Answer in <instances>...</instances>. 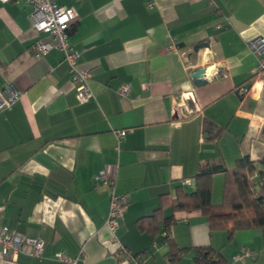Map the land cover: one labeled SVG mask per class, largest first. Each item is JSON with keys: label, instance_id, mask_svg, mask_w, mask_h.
<instances>
[{"label": "crops", "instance_id": "obj_1", "mask_svg": "<svg viewBox=\"0 0 264 264\" xmlns=\"http://www.w3.org/2000/svg\"><path fill=\"white\" fill-rule=\"evenodd\" d=\"M54 1L75 8L69 41L79 68L91 70L93 97L76 99L61 52L32 54L47 36L32 28L30 6L0 3V89L20 94L0 110V225L45 241L40 257L24 248L14 259L0 254V264H59L55 253L81 250L77 264H170L165 236L189 249L174 264H191L201 247L226 264H264V228L228 239L199 210L162 204L178 187L193 191L203 167L231 168L246 155L264 185V73L255 72L264 51L248 47L264 38V0ZM171 40L176 51L167 50ZM201 67L197 85L191 73ZM109 165H117L116 192L129 198L115 231L125 254L114 252L104 224L109 191L94 187ZM224 178H211L214 204ZM161 205L175 219L167 234L161 221L155 231V222L138 224Z\"/></svg>", "mask_w": 264, "mask_h": 264}, {"label": "built area", "instance_id": "obj_2", "mask_svg": "<svg viewBox=\"0 0 264 264\" xmlns=\"http://www.w3.org/2000/svg\"><path fill=\"white\" fill-rule=\"evenodd\" d=\"M13 0H0V3H7ZM26 2L31 11L29 20L33 29L38 33L47 36L46 39L37 38L31 47V52L35 57H42L51 50H57L62 53L68 72L69 80L74 84L76 90V99L82 103L93 97V93L89 86L91 78V70L81 69L78 66L77 58L79 53L73 48L69 41V32L72 27L76 12L73 6H65L57 4L54 0H22ZM77 1V0H76ZM149 3L148 5H151ZM248 47L255 54H261L264 51V38L257 37L248 43ZM167 50L176 51L177 48L173 40L167 46ZM255 72L257 74L264 73V59L258 58ZM243 88L242 93H245ZM118 92L121 95L129 93V87L123 85ZM19 92L12 86L0 89V110L9 109L18 99ZM125 130L116 131V137L119 139L124 136ZM254 173L252 177H256ZM117 165H109L98 171L94 177V187H105L109 191V208L105 219V226L111 234V240L115 244L116 254H125L126 248L122 245L115 235V231L119 226V222L123 219L126 208L129 204L127 194H119L116 192ZM264 195V193H263ZM3 207H0V210ZM165 235V232L163 233ZM45 246V241L39 237H28L10 230L6 226L0 225V254L9 256L14 259L18 252L27 248L29 255L40 257ZM83 251L78 255L70 256L63 252L55 253V259L59 264H77L78 259ZM249 250H243L239 259L248 256ZM129 257H132L129 255ZM133 258V257H132Z\"/></svg>", "mask_w": 264, "mask_h": 264}, {"label": "trees", "instance_id": "obj_3", "mask_svg": "<svg viewBox=\"0 0 264 264\" xmlns=\"http://www.w3.org/2000/svg\"><path fill=\"white\" fill-rule=\"evenodd\" d=\"M219 133L220 131L217 135ZM257 163L259 162L251 160L246 155L236 159L231 168L221 163L207 165L195 175L196 184L193 191L186 192L178 187L175 195L170 199L162 198V204H168L172 212L199 210L206 218L209 229L225 230L228 239L240 229L264 228V185L261 183L263 171L257 170ZM217 173H223L225 178L221 200L218 204H214L211 201V178ZM254 173H257L256 177H252ZM162 208L161 205L152 215L141 218L138 224L153 225L152 222H155V231L158 228L157 223L161 221L167 234L175 219L173 215L162 216ZM164 239L169 245L166 258L170 264L176 263L182 254L189 250L179 248L168 236ZM194 250L196 254L191 264H226L224 257L217 250L210 247L194 248Z\"/></svg>", "mask_w": 264, "mask_h": 264}, {"label": "water", "instance_id": "obj_4", "mask_svg": "<svg viewBox=\"0 0 264 264\" xmlns=\"http://www.w3.org/2000/svg\"><path fill=\"white\" fill-rule=\"evenodd\" d=\"M191 77L197 85H202L204 83L205 68H198L197 70L191 73Z\"/></svg>", "mask_w": 264, "mask_h": 264}]
</instances>
